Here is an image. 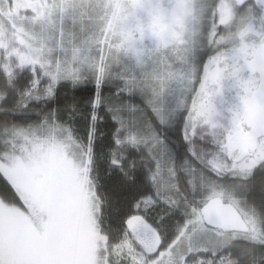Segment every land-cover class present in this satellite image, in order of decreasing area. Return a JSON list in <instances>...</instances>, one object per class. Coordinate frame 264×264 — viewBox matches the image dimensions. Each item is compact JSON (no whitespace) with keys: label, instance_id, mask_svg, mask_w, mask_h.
<instances>
[{"label":"snow or ice","instance_id":"1","mask_svg":"<svg viewBox=\"0 0 264 264\" xmlns=\"http://www.w3.org/2000/svg\"><path fill=\"white\" fill-rule=\"evenodd\" d=\"M86 8L0 0V264H264V124L235 143L264 0L107 3L100 40L68 27Z\"/></svg>","mask_w":264,"mask_h":264},{"label":"rangeland","instance_id":"2","mask_svg":"<svg viewBox=\"0 0 264 264\" xmlns=\"http://www.w3.org/2000/svg\"><path fill=\"white\" fill-rule=\"evenodd\" d=\"M74 2L83 3L87 5V8L84 11L82 23H77L75 28H72L71 22H69L68 27L72 31H74L77 34V36L91 34L94 39L100 40V39L105 38L104 29H105L106 24L110 22L109 17L105 15L103 5L107 3H120L121 5H124L128 2V0H74ZM112 23H114V21H112ZM81 27L84 28L83 32H81ZM191 27L199 28V24L197 22H193ZM108 38L111 39L113 43H117L119 40V32L115 28H113L109 32ZM151 46H152L151 41L146 40L145 47L150 48ZM106 54H109V60L110 62L113 63V70L115 72H119L122 69L123 65L125 64L134 63V59L132 58L130 53H124V52L115 53L114 50L111 51L110 53H107V50H106ZM160 55L170 56L171 54L169 50H162ZM113 56H118L119 62L112 61ZM147 58L148 57H146V59ZM232 99H233V96L230 90L226 89L224 97H222L217 102L218 103H221V102L228 103V102H231ZM48 157L56 165H63L64 163L63 149L58 146H53L48 150ZM239 209L241 212H247L250 210L247 203H245L243 200H241L240 202ZM70 243L76 246L78 249L82 251H86L89 245V239L86 236H77L74 239H72Z\"/></svg>","mask_w":264,"mask_h":264},{"label":"water","instance_id":"3","mask_svg":"<svg viewBox=\"0 0 264 264\" xmlns=\"http://www.w3.org/2000/svg\"><path fill=\"white\" fill-rule=\"evenodd\" d=\"M258 70L261 71L262 74H264V65H258ZM246 115L251 122V126H259L264 124V103L261 102L258 96L254 95L250 99V103L246 110Z\"/></svg>","mask_w":264,"mask_h":264},{"label":"flooded vegetation","instance_id":"4","mask_svg":"<svg viewBox=\"0 0 264 264\" xmlns=\"http://www.w3.org/2000/svg\"><path fill=\"white\" fill-rule=\"evenodd\" d=\"M257 64L264 65V53H255ZM248 125V128L245 127ZM251 122L248 116L245 114L243 120L240 124V133L235 137V143L237 146L249 145L251 142V133L249 129L251 128Z\"/></svg>","mask_w":264,"mask_h":264},{"label":"trees","instance_id":"5","mask_svg":"<svg viewBox=\"0 0 264 264\" xmlns=\"http://www.w3.org/2000/svg\"><path fill=\"white\" fill-rule=\"evenodd\" d=\"M7 136H8L7 129L3 126H0V146L4 145V143L6 142ZM99 162L101 164H106V160L103 157L100 158ZM247 205L249 206V208H251V205H252L251 198H249ZM257 206H259V205H257ZM232 259H233L234 264H240V258L239 257H232Z\"/></svg>","mask_w":264,"mask_h":264}]
</instances>
